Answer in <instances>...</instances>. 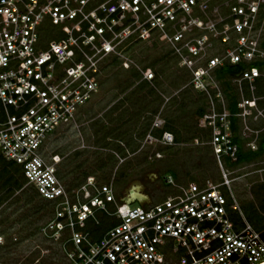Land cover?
I'll return each instance as SVG.
<instances>
[{
	"label": "built area",
	"instance_id": "obj_1",
	"mask_svg": "<svg viewBox=\"0 0 264 264\" xmlns=\"http://www.w3.org/2000/svg\"><path fill=\"white\" fill-rule=\"evenodd\" d=\"M263 34L264 0H0V155L51 203L36 230L41 253L55 247L63 264L263 263L260 232L242 214L238 224L229 217L237 205L223 159L234 160L236 144L215 77L224 63L244 64L231 77L243 139L248 116L264 117L254 95V80L262 78L264 86V71L250 64L264 60ZM142 40L163 43L188 71L185 85L205 96L196 125L207 131L204 140L181 134L176 141L167 130L151 135L162 120L153 121L144 140L208 144L220 180L178 183L166 174L172 192L134 205L116 196L112 178L88 174L65 184L61 157L46 155L45 144L52 133L78 125L102 65L130 61L126 48ZM140 73L145 80L153 76L149 67ZM259 130H252L247 147L255 148Z\"/></svg>",
	"mask_w": 264,
	"mask_h": 264
},
{
	"label": "rangeland",
	"instance_id": "obj_2",
	"mask_svg": "<svg viewBox=\"0 0 264 264\" xmlns=\"http://www.w3.org/2000/svg\"><path fill=\"white\" fill-rule=\"evenodd\" d=\"M125 53L130 61L124 64L120 60L105 62L100 68L98 89L82 107L78 125L63 127L47 138L45 154L56 152L61 157L58 164L61 179L67 185L75 184L82 179V170H90L101 180L112 178L116 196H123L128 187L138 184L152 203L173 191V187L164 182L166 174L173 176L174 172L173 178L178 183L190 180L200 183L206 179L219 181V170L208 144L189 141L162 144L154 140L145 141V133L141 134L147 121L151 120L150 124L153 121L159 123V115L166 114L176 116L174 122L179 133L189 135L196 132L192 110L196 104L205 103V96L185 85L188 71L177 63L163 43L135 41ZM146 67L150 68L153 76L144 80L162 98L161 106L166 103L160 113L153 115L149 110L159 103V99L147 92L146 83H142L140 88L137 85L143 82L140 71ZM182 90L186 92L180 94ZM171 95H176L177 100L184 96V105L171 104L168 99ZM263 97L259 95L257 99L263 101ZM113 106L116 109L111 111ZM246 121L248 129L242 135L245 147L246 141L253 137L252 130L264 128V117L252 118L249 115ZM240 126L238 132H241ZM107 130H110L109 140L103 138ZM228 167L231 169L229 176L233 178L230 189L237 205V208H229V213L236 214L238 219L242 214L257 230H264V206L259 202H264V198L255 196V192L263 194L257 185L264 183V154L252 161ZM224 194L227 201H231L225 190ZM10 198L5 199L0 207L3 236L0 264H63L55 247L41 253L42 244L36 232L19 240L21 235H26L28 230L49 215L51 204L36 194L38 210L7 227V219L16 217L25 208L21 201L8 204ZM130 203L139 204L137 201ZM35 244L37 248H34ZM34 257L38 259L35 261Z\"/></svg>",
	"mask_w": 264,
	"mask_h": 264
},
{
	"label": "trees",
	"instance_id": "obj_3",
	"mask_svg": "<svg viewBox=\"0 0 264 264\" xmlns=\"http://www.w3.org/2000/svg\"><path fill=\"white\" fill-rule=\"evenodd\" d=\"M260 45L264 48V34L262 36V39L260 40ZM116 61L117 60H115L114 58H111L107 62L114 63ZM250 64L257 66L259 69L264 71V60H254ZM242 67H244V64L240 63V62H238V63H224L215 72V77L218 80V83L220 85L223 97L225 99V107L231 114L229 116L230 128L232 130V140L236 144L234 160L230 161L227 157H225L223 159V162L227 167L228 166H235V165L240 164V163L252 161V160H254V159H256L259 156L264 154V128L258 133L256 141H255L256 146L253 149H251L249 147H244L243 139L238 134V120H237V117L234 115L237 112L236 100L238 98V92H237L236 86L231 81V77ZM134 73L136 74L135 71H134ZM142 83H146V81L143 79V82H138L137 85L139 88L142 86ZM254 83H255L254 95L255 96H259V95L264 96V86L262 85V78H260V77L256 78L254 80ZM146 84H147V92H150L151 94L155 95V98L159 99V103L156 106H153L149 110V113L151 115L156 114V113H160V111L163 110V108L165 107L166 103L162 104V106H161L162 98L160 97L158 92L155 90V88H153L151 85H149L148 82ZM185 89H187V88H185ZM185 92H186V90H182L179 93L184 94ZM242 94L244 96H247V97L250 96V93L247 89L246 83H243V85H242ZM183 98H184V96H183ZM183 98L181 97L180 99L177 100L176 95H171L168 99L170 100L171 104L177 103L178 104L177 106H179V105H184ZM256 102L260 106L261 105L264 106V97H263V101L257 99ZM170 103H168L167 105H170ZM204 107H205V103L201 102V103L196 104L192 110V115L194 116V118H193L194 124H195L197 129H196L195 133H191L189 135L186 134L187 137L190 139L193 137H197L200 140H204L207 138L206 129L200 128L196 125V118L199 115H201V113L204 111ZM114 108L116 109V107L113 106L111 108V111L115 110ZM159 117L162 120L160 126L152 127L149 129L148 126H150L149 124L151 122V120H149L146 122V124H145L146 126L143 129V131H141V134L146 133L148 131V130H146L147 128L149 129L150 134L153 136H159L163 130H167V131H170L174 135V139L176 141H178L181 133L178 132L179 128L175 126L174 121H175L176 116L171 115V114H169V115L166 114V115H161V116L159 115ZM145 130H146V132H145ZM109 131L110 130H107L105 132V134L103 135V138H107V140L110 139L108 137ZM109 155L112 156L111 153H109ZM88 174L96 176L90 170H82V179ZM174 175L175 174L173 172V176ZM96 177H98V176H96ZM23 183H24V179L20 174L19 167L15 163H13L12 161L4 159L0 155V191H2V193L0 195V200L4 201L8 197H11L8 204L21 201L22 205L25 206L24 212L18 214L16 217L7 219V221L9 222L7 227H11L15 221H20L21 219L27 218L31 213H35L39 208L38 205L35 204L36 203V200H35L36 192L30 186L29 187L23 186ZM77 183L78 182H76L75 184H77ZM75 184H70V185H75ZM257 188L262 189L263 194L260 195L259 192H255V196H257V198H260V199L264 198V183L258 184ZM47 202H49V201H47ZM259 202L262 206H264L263 201H259ZM16 207L17 206H15L14 209ZM51 209H52V206H51ZM50 212H51V210H50ZM50 212L48 214H50ZM229 217L235 224L236 223L238 224L240 221V219H238V216L234 213H229ZM27 224H29V221H27ZM37 226L38 225H35V226H33V228L28 230L26 235H21L19 237V240L21 238L27 236V235L34 234L37 230ZM258 231L260 232V235L264 238V230H258ZM0 233L2 234L1 230H0ZM12 242H18V241H12ZM34 258H32V260Z\"/></svg>",
	"mask_w": 264,
	"mask_h": 264
},
{
	"label": "water",
	"instance_id": "obj_4",
	"mask_svg": "<svg viewBox=\"0 0 264 264\" xmlns=\"http://www.w3.org/2000/svg\"><path fill=\"white\" fill-rule=\"evenodd\" d=\"M122 200L124 202H132V201H137V202H143L145 200H148V197L145 193L141 191V186L138 184L131 185L129 188H127L125 194L122 197ZM260 264H264L260 263Z\"/></svg>",
	"mask_w": 264,
	"mask_h": 264
},
{
	"label": "crops",
	"instance_id": "obj_5",
	"mask_svg": "<svg viewBox=\"0 0 264 264\" xmlns=\"http://www.w3.org/2000/svg\"><path fill=\"white\" fill-rule=\"evenodd\" d=\"M261 130H262V129H261ZM261 130H260V131H261ZM244 147H245V146H244ZM146 201L148 202V201H149V199H148V200H145V201H143V202H146Z\"/></svg>",
	"mask_w": 264,
	"mask_h": 264
},
{
	"label": "flooded vegetation",
	"instance_id": "obj_6",
	"mask_svg": "<svg viewBox=\"0 0 264 264\" xmlns=\"http://www.w3.org/2000/svg\"><path fill=\"white\" fill-rule=\"evenodd\" d=\"M129 188V187H128Z\"/></svg>",
	"mask_w": 264,
	"mask_h": 264
}]
</instances>
